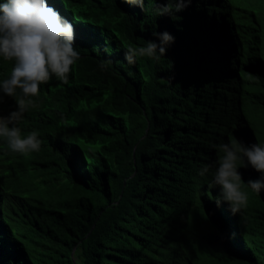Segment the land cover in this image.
<instances>
[{
  "label": "trees",
  "instance_id": "trees-1",
  "mask_svg": "<svg viewBox=\"0 0 264 264\" xmlns=\"http://www.w3.org/2000/svg\"><path fill=\"white\" fill-rule=\"evenodd\" d=\"M48 3L80 59L18 124L40 150L0 139V264H264V190L246 186L259 173L240 168L236 214L212 185L214 145L264 144V0H192L173 16L156 0ZM164 31L175 40L159 60H125ZM12 66L0 58V81ZM0 97L7 117L17 98Z\"/></svg>",
  "mask_w": 264,
  "mask_h": 264
},
{
  "label": "clouds",
  "instance_id": "clouds-1",
  "mask_svg": "<svg viewBox=\"0 0 264 264\" xmlns=\"http://www.w3.org/2000/svg\"><path fill=\"white\" fill-rule=\"evenodd\" d=\"M124 2L142 11L145 7V0ZM191 3L192 0H164V3H157L156 0L157 15L173 16ZM153 35L159 43L148 41L146 46H129L125 49V60L129 64H135L140 57L159 60L175 40L167 31ZM74 44V25L48 0L0 2V58L13 62L10 75L0 81V92L17 98L16 110L7 117L0 116V139L11 152L28 154L40 150L42 140L39 133L34 130L22 135L18 124L34 106L32 98L39 95L42 84H47L53 77L64 84L69 82L73 66L80 59ZM109 63L102 61L100 68L106 70ZM214 147L221 153L212 179V185L219 188L216 203H227L231 213L236 214L249 199L244 190L241 167H250L259 173V178L248 180L246 186L256 193L264 190V144L246 145L233 138ZM211 167L205 165L199 175L204 176Z\"/></svg>",
  "mask_w": 264,
  "mask_h": 264
},
{
  "label": "rangeland",
  "instance_id": "rangeland-1",
  "mask_svg": "<svg viewBox=\"0 0 264 264\" xmlns=\"http://www.w3.org/2000/svg\"><path fill=\"white\" fill-rule=\"evenodd\" d=\"M167 96H168V94H167ZM167 96H166V97H167Z\"/></svg>",
  "mask_w": 264,
  "mask_h": 264
}]
</instances>
